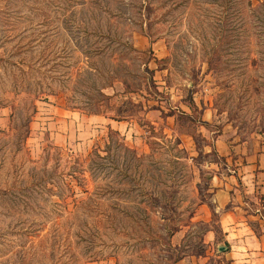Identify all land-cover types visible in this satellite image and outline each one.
<instances>
[{
  "label": "rangeland",
  "instance_id": "374dc122",
  "mask_svg": "<svg viewBox=\"0 0 264 264\" xmlns=\"http://www.w3.org/2000/svg\"><path fill=\"white\" fill-rule=\"evenodd\" d=\"M249 2L0 0V264L221 262L218 149L264 146Z\"/></svg>",
  "mask_w": 264,
  "mask_h": 264
},
{
  "label": "crops",
  "instance_id": "0c3cea01",
  "mask_svg": "<svg viewBox=\"0 0 264 264\" xmlns=\"http://www.w3.org/2000/svg\"><path fill=\"white\" fill-rule=\"evenodd\" d=\"M205 116L202 120L208 122ZM231 143L222 141L218 149L224 169L213 181L218 229L207 232L210 248L219 264H264V146Z\"/></svg>",
  "mask_w": 264,
  "mask_h": 264
},
{
  "label": "trees",
  "instance_id": "16d2710c",
  "mask_svg": "<svg viewBox=\"0 0 264 264\" xmlns=\"http://www.w3.org/2000/svg\"><path fill=\"white\" fill-rule=\"evenodd\" d=\"M237 2H238V6H239V3H241L242 5H245V0H237ZM228 3H226V5H227ZM225 5V6H226ZM224 6V7H225ZM246 6L247 7H250L251 8V2H249V0H248V3L246 4ZM240 7L241 8H238L237 9V11L235 12V15H234V17H236V14H237V17H240V16H242L243 14H244V12L243 11H245L246 10V7L245 6H241L240 5ZM231 10V7H228V5H227V7L225 8V12L227 11V10ZM227 14L228 15H226V17H227V19L228 20H230V16L229 15H232V13H228L227 12ZM223 23H226L227 24V22H226V20L224 19V21H223ZM222 23V24H223ZM258 24H260V23H258ZM258 24H256V27L257 28H259V25ZM226 38H227V36L225 37V36H220L219 37V43H221V44H224L225 42H227L228 40H226ZM263 43H264V41H263ZM220 44V45H221ZM248 43L247 42H245V46L247 45ZM133 47H134V45H132ZM132 47V48H133ZM217 47H214L212 50H215ZM134 51H135V49H134ZM149 53L151 54V57L149 58V60H152V50H149ZM190 105V107L195 111V112H197V110H198V107H197V105L194 103V101H191V103L189 104ZM32 112L25 118V132H24V139L27 137V135L29 134V128H30V123H31V121H32V119L35 117V115L37 114V107H36V105L34 104L33 106H32ZM165 117H169V116H174V114L173 113H169V114H163ZM190 118V117H189ZM199 122V125H201V126H209V124L208 123H206V122H204V121H202V120H200V121H198ZM150 128H152V127H150ZM164 130V129H163ZM112 134L114 135V134H118V133H116L115 131H113V129L111 128V127H109V130H108V138L110 139L109 140V142H108V144H107V150H106V153H107V155H109L110 153H111V137H112ZM150 134H152V136L151 137H153V134H154V132H150ZM161 134H162V138H164L166 141H169V138L166 136V135H164L163 134V131L161 132ZM171 141V140H170ZM94 147H95V145H94ZM93 147V148H94ZM97 147V146H96ZM95 147V148H96ZM49 149H46V150H44V152L45 153H47V154H49V151L48 150H50V148L51 147H48ZM94 152H96L95 154H93L92 156H91V162L93 163V161H94V155L95 156H100L99 155V152H97L96 150H94ZM137 158V157H136ZM137 160H138V158H137Z\"/></svg>",
  "mask_w": 264,
  "mask_h": 264
},
{
  "label": "water",
  "instance_id": "95a60500",
  "mask_svg": "<svg viewBox=\"0 0 264 264\" xmlns=\"http://www.w3.org/2000/svg\"><path fill=\"white\" fill-rule=\"evenodd\" d=\"M226 250V247H222V248H220V251H225Z\"/></svg>",
  "mask_w": 264,
  "mask_h": 264
}]
</instances>
